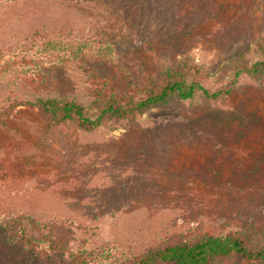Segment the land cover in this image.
I'll use <instances>...</instances> for the list:
<instances>
[{
	"label": "rangeland",
	"instance_id": "obj_1",
	"mask_svg": "<svg viewBox=\"0 0 264 264\" xmlns=\"http://www.w3.org/2000/svg\"><path fill=\"white\" fill-rule=\"evenodd\" d=\"M251 3L220 0L214 18L213 4H189L201 16L179 29L177 2L166 0H0V59L16 51L17 61L31 63L58 41H88L93 53L112 48L111 62L46 68L45 95L75 99L89 114L103 90L131 88L179 62L196 65L215 90L242 61L264 53V7L253 13ZM21 92L2 79L0 105ZM252 115L255 122L244 121ZM256 220L264 222L262 83L242 78L217 101L173 98L94 131L54 126L31 107L0 125V264H64L16 244L8 229L18 221L29 235L59 226L54 236L66 231L62 240L70 237L74 248L124 259L175 235L217 234Z\"/></svg>",
	"mask_w": 264,
	"mask_h": 264
},
{
	"label": "trees",
	"instance_id": "obj_2",
	"mask_svg": "<svg viewBox=\"0 0 264 264\" xmlns=\"http://www.w3.org/2000/svg\"><path fill=\"white\" fill-rule=\"evenodd\" d=\"M167 1L173 5L177 2L178 9L174 16L178 22L177 26L181 29L185 27L184 24L187 21L192 19L196 22L199 20L197 16H201L200 10H197L196 16V10L192 11L187 5L201 8L204 5L213 4L209 14L211 18H214L218 8L216 5L220 0ZM251 2L248 8L253 13L264 7V0H251ZM221 9H223L222 6ZM204 14L208 15L207 10ZM92 49L88 41H58L54 46L43 45L37 53V56H40L39 59L31 63L25 60L17 61L19 53L16 51L5 54L0 59V81L2 79L10 81L14 88L16 86L20 88L22 96L15 95L7 99L6 105H0V125L19 108L31 107L39 109L42 116L54 126L75 123L81 130L94 131L102 127L106 121L131 119L159 105H165L173 98L188 101L200 96L207 101H217L230 95L242 78L264 84V53L260 52L259 55L256 54L258 56L242 61L240 67L230 73L231 79L227 86L215 90L205 84L202 73L196 65L191 62H179L144 76L131 88L111 89L108 92L103 90L100 107L94 114H89L75 99L45 95L48 91L46 84L49 82L46 68L55 65L58 61L81 60L83 63L87 61L86 59H90L98 64L114 61L112 48L105 49L103 53H93ZM62 51L65 54L70 51V55L65 56ZM247 53L241 56H246ZM21 67L28 69L24 71ZM21 75L25 79L29 78L34 85L32 89L25 83V79L23 84ZM17 80L19 85L15 86ZM254 117L257 116L252 115L250 120L244 118V121H249L251 124L255 122L252 119ZM16 227L17 230L14 232L7 228L16 244L24 247L31 255L54 257L64 264H224L225 262L264 264V222L262 220L247 222L236 230L222 231L217 234L205 233L191 237L175 235L167 241L149 247L144 252L129 254L124 259L115 258L111 253H92L87 249L74 248L70 245V237L62 240L63 235L67 234L66 231L60 232L57 237L54 236L52 230H60L59 226L57 228L49 226L51 231L39 232L38 236L29 235L21 221L16 223Z\"/></svg>",
	"mask_w": 264,
	"mask_h": 264
}]
</instances>
